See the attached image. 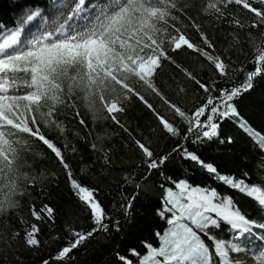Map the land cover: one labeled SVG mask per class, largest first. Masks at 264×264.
<instances>
[{
	"label": "snow or ice",
	"instance_id": "snow-or-ice-1",
	"mask_svg": "<svg viewBox=\"0 0 264 264\" xmlns=\"http://www.w3.org/2000/svg\"><path fill=\"white\" fill-rule=\"evenodd\" d=\"M9 7L0 264H73L113 234L128 241L112 264H264V0ZM213 148L232 155L217 163ZM60 176L71 198L57 206ZM142 200L152 222L137 236Z\"/></svg>",
	"mask_w": 264,
	"mask_h": 264
},
{
	"label": "trees",
	"instance_id": "trees-1",
	"mask_svg": "<svg viewBox=\"0 0 264 264\" xmlns=\"http://www.w3.org/2000/svg\"><path fill=\"white\" fill-rule=\"evenodd\" d=\"M11 0H0V22L5 24H10L14 13L12 12L9 4ZM254 120H258V117H254ZM99 130V129H98ZM224 130L229 131L231 134L237 137L238 143L234 146V151L239 154L241 150H247L248 144L244 140L240 139L241 134L239 131L233 127L231 124L224 125ZM113 143H117V137H113ZM204 156L216 159L217 163H225L230 157L231 153H225L222 149L213 148L211 150L205 151ZM85 161H87V154L85 155ZM230 166V165H229ZM197 179H202V177L197 174ZM60 188L58 190V196L56 199L57 206L63 205L67 200L71 198L70 193L64 187V177L60 176ZM38 196V194H36ZM37 208H39V199L36 201ZM146 200H142L136 203V219L131 222L130 227L127 229L130 233L137 236L147 235L148 225L152 222V217H145V205ZM25 215L27 214V208L24 209ZM74 227H88V223L81 219L80 221L74 223ZM123 240V242H121ZM128 237H119L113 234V239L107 244L102 242L100 244L92 243L87 246V248H81L78 251H74V261L73 264H112V248L119 244L121 251L124 250ZM39 257H28V264H37Z\"/></svg>",
	"mask_w": 264,
	"mask_h": 264
}]
</instances>
